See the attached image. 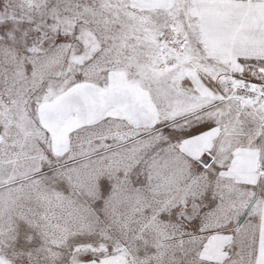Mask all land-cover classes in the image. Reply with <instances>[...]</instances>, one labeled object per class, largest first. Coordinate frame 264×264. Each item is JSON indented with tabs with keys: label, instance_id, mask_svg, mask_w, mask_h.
<instances>
[{
	"label": "snow or ice",
	"instance_id": "1",
	"mask_svg": "<svg viewBox=\"0 0 264 264\" xmlns=\"http://www.w3.org/2000/svg\"><path fill=\"white\" fill-rule=\"evenodd\" d=\"M0 264H264V0H0Z\"/></svg>",
	"mask_w": 264,
	"mask_h": 264
}]
</instances>
